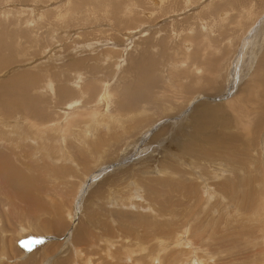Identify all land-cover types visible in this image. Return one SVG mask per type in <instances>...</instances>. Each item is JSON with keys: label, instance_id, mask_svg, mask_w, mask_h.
Instances as JSON below:
<instances>
[{"label": "rangeland", "instance_id": "1", "mask_svg": "<svg viewBox=\"0 0 264 264\" xmlns=\"http://www.w3.org/2000/svg\"><path fill=\"white\" fill-rule=\"evenodd\" d=\"M156 1L0 0V264H264V0Z\"/></svg>", "mask_w": 264, "mask_h": 264}, {"label": "bare ground", "instance_id": "2", "mask_svg": "<svg viewBox=\"0 0 264 264\" xmlns=\"http://www.w3.org/2000/svg\"><path fill=\"white\" fill-rule=\"evenodd\" d=\"M155 2H157V1L155 0ZM158 2H159V1H158ZM158 2H157V3H158ZM158 4H159V3H158ZM223 19H224V18H223ZM224 20H225V19H224ZM209 27H210V26H209ZM207 33H208V31H207ZM88 46H89V45H88ZM86 48H87V47H86ZM205 50H206V49H205ZM247 53H248V52H247ZM253 54H254V53H253ZM251 55H252V54H251ZM249 57H250V56H249ZM217 59H218V58H217ZM134 60H135V59H134ZM213 61H214V60H213ZM146 62L148 63V66H149V64H151V61H150L149 59H147ZM146 62L144 61L145 64H146ZM216 63H217V62H216ZM1 64H2V63H1ZM71 64H72V63H71ZM75 64H76V63H75ZM72 65H73V64H72ZM72 65H71V66H72ZM76 65H77V64H76ZM203 65H205V64L203 63ZM74 66H75V65H74ZM133 66H134V65H133ZM189 66H190V65H189ZM233 66H234V65H233ZM60 67H61V66H60ZM78 67H79V66H78ZM78 67H77V68H78ZM131 67H132V66H131ZM144 67H145V65H144ZM69 68H70V66H69ZM192 68H193V66H192ZM217 68H218V67H217ZM70 69H71V68H70ZM78 69H80V68H78ZM186 69H187V68H186ZM195 69H196V68H195ZM207 69H209V68H207ZM71 70H72V69H71ZM74 70H75V69H74ZM188 70H190V69H188ZM199 70H200V68H199ZM202 70H203V69H202ZM143 71H144V69L141 70L140 72H143ZM203 71H204V70H203ZM214 71H215V70H214ZM214 71H213V72H214ZM217 71H218V70H217ZM189 72H190V71H189ZM192 72H193V71H192ZM194 72H195V71H194ZM29 73H31V72L29 71ZM80 73H81V72H80ZM80 73H79V74H80ZM205 73H206V72H205ZM232 73H233V72H232ZM24 74H26V73L24 72ZM24 74H21L20 76H17V77H21V78H23V80H25V81H23V80L21 81V79H17L16 77H15V78H16V81L14 80V81H15V82H14L15 86H16L20 81H21L22 84H24V85H22L21 87H19V90L17 91V93L20 94L21 97H22V96L27 97V94L29 93V90H28L29 87L32 85L33 81L36 80L35 78L32 79L31 76L29 77L28 74H27V76L24 78V77H23V76H25ZM198 74H199V73H198ZM73 75H74V74H73ZM33 77H34V76H33ZM46 77H47V75H46ZM79 77H80V76H79ZM232 77H233V76H232ZM15 78H14V79H15ZM49 79H50V78H49ZM200 79H201V78H200ZM211 79H212V78H211ZM11 80H12V79H11ZM11 80H10V82L8 83L9 85L7 84L8 86H11V84H13ZM47 80H48V79H47ZM77 80H78V79H77ZM133 81H134V80H133ZM187 81H188V80H187ZM207 82H208V81H207ZM5 84H6V83H5ZM50 84H52V83H49V85H50ZM106 84H107V83H106ZM141 84H142V83H141ZM4 86L6 87V85H4ZM15 86H14V88H15ZM33 86H34V85H33ZM47 86H48V85H47ZM50 86H52V85H50ZM5 87H4V88H5ZM31 87H32V86H31ZM105 87H106V85H105ZM11 88H13V87H11ZM67 88H68V87H67L66 85H61V86L59 85V87H58V93H60V94H64V95H65L66 93L69 92ZM71 88H72V87H71ZM71 88H70V89H71ZM77 88H78V87H77ZM103 88H104V87H103ZM106 88H107V87H106ZM49 89H50V88H49ZM107 89H108V88H107ZM5 90H7V88H6ZM11 90H12V89H11ZM11 90H10V91H11ZM51 90H52V89H51ZM103 90H104V89H103ZM109 90H110V89H109ZM88 91H89V89H88ZM142 91H143V90H138V93H141ZM12 92H13V91H12ZM109 92H110V91H109ZM119 92H120V91H119ZM121 93H122V92H121ZM134 93H135V92H134ZM142 93H143V92H142ZM10 94H11V92H10ZM12 94H14V92H13ZM100 94H101V93H100ZM109 94H110V93H108V92H106V91L104 90V93L101 94V98H100L101 103L107 104V103L109 102V99H110V98L108 97ZM122 95H123V94H122ZM11 96H14V95H11ZM11 96H10V97H11ZM128 96H129V95H128ZM132 96H133V95H132ZM139 96H140V95H139ZM31 97H32V96H31ZM31 97L28 96V100L25 98V99H26V106H25V107H28L29 104H31V105H33V106L35 105V103H36V99H32ZM115 97H116V96H115ZM36 98H37V97H36ZM44 98H45V97H44ZM128 98H129V97H127V99H128ZM133 98H135V97H133ZM137 99H139V98L137 97ZM4 100H6V99H4ZM15 100H17V99H16V98H15V99H12V101H15ZM111 100H112V99H111ZM1 101H2V100H1ZM37 101H38V100H37ZM39 101H40V100H39ZM76 101H77V100H71V101L68 102L67 105H71V103H74V102H76ZM127 101H129V100H127ZM127 101H126V102H127ZM139 101H140V100H139ZM141 101H143V100L141 99ZM145 101H146V100H145ZM10 102H11V101H10ZM90 102H91V101H90ZM90 102H89V103H90ZM133 102H134V101H133ZM0 103H1V102H0ZM4 103H5V101H4ZM18 103H19V102H18ZM22 103H23V101H22ZM37 103H38V102H37ZM141 103H142V102H141ZM1 104H2V103H1ZM8 104H9V103H8ZM8 104H7V105H8ZM10 104H11V103H10ZM110 104H112V103L110 102ZM120 104H121V103H120ZM131 104H132V103H131ZM131 104H130V105H131ZM229 104H230V103H229ZM233 104H234V103H233ZM2 105H3V104H2ZM11 105H13V104H11ZM125 105H126V104H125ZM130 105H128V106H130ZM231 105H232V104H231ZM237 105H238V104H237ZM8 106H9V105H8ZM15 106H16V105H15ZM104 106H105V105H104ZM120 106H121V105H120ZM141 106H142V105H141ZM229 106H230V105H229ZM232 106H233V105H232ZM1 107H2V106H1ZM12 107H13V106H9V108H7V110H8V111H9V110H12ZM102 107H103V105H102ZM108 107H109V106H108ZM10 108H11V109H10ZM31 108H32V107H31ZM36 108H38V107H36ZM142 108H143V107H142ZM3 109H4V107L2 108V110H3ZM5 109H6V107H5ZM5 109H4V111H5ZM13 109H15V107H14ZM98 109H99V108H98ZM35 110H36V109H35ZM37 110H38V109H37ZM99 110H100V109H99ZM109 110H110V107H109ZM125 110H126V109H125ZM203 110H204V111L200 110V113H199V114L197 115V117H196V119L198 118V120H197L198 123H199V120H202V116H207V115H208V116H212V115L215 113L214 108H210V107H209V108H207V109L204 108ZM21 111H22V110H21ZM91 111H92V110H91ZM129 111L131 112V110H129ZM129 111H128V112H129ZM107 112H108V111H107ZM138 112L140 113L141 111H137V113H138ZM145 112H146V110H145ZM195 112H196V111H195ZM40 113H41V112H40ZM40 113H39V114H40ZM65 113H66V112H64V114H65ZM203 113H208V114H205V115H204ZM109 114H110V113H109ZM129 114H130V113H129ZM15 115H18V114H15ZM67 115H68V114H67ZM110 115L112 116V114H110ZM110 115H109V116H110ZM130 115H131V114H130ZM194 115L196 116L195 113H194ZM199 115H200V116H199ZM65 116H66V115H65ZM65 116H64V117H65ZM99 116H100V115H99ZM109 116H108V117H109ZM111 116H110V117H111ZM118 116H120V115H118ZM121 116H122V115H121ZM121 116H120V117H121ZM133 116H134V115H133ZM198 116H199L200 118H199ZM215 116H216V115H215ZM96 117H97V115H96ZM116 117H117V113H116ZM116 117H114V118H115V121L117 120ZM122 118H124V117H122ZM203 118H204V117H203ZM205 118H207V117H205ZM249 118H250V117H249ZM196 119H195V120H196ZM113 120H114V119H113ZM124 120H126V119H124ZM129 120H130V119H129ZM206 120H208V118H207ZM94 121H95V117H94ZM197 121H196V122H197ZM203 121H205V119H204ZM211 121H212V119L210 118V122H211ZM69 122H70V121H69ZM118 122H119V121H118ZM118 122H117V123H118ZM207 122H209V120H208ZM58 123H59V122H58ZM93 123H94V122H93ZM87 124H90V123H87ZM120 124H121V123H120ZM202 124H206V123H203V122H202ZM121 125H122V124H121ZM9 126H11V125H9ZM15 126H16V125H15ZM200 126H201V125H200ZM38 129H39V128H38ZM47 130H48V129H47ZM59 130H60V129H59ZM86 130H87V129H86ZM88 130H89V129H88ZM37 131H38V130H37ZM42 134H43V133H42ZM45 136H46V135H45ZM43 138H44V137H43ZM34 140H35V139H34ZM45 141H46V140H45ZM133 141H134V140H133ZM130 145H131V144H130ZM128 147H129V146H128ZM38 149H39V148H38ZM125 149H126V148H125ZM128 149H129V148H128ZM123 154H125V153H123ZM223 166H224V165H223ZM217 168H219V167H217ZM217 168H215V169H217ZM220 168H221V167H220ZM162 170H163V169H162ZM219 171H221V170H219ZM221 172H223V171H221ZM2 179H4V178H2ZM6 180H7V179H6ZM4 182H5V179H4ZM230 182H231V181H230ZM18 188H19V187H18ZM21 188H22V187H21ZM21 188H19V192H18V193H20V191H21L20 189H21ZM16 191H17V190H16ZM21 192H22V191H21ZM31 192H32V191H31ZM23 193H24V192H23ZM21 194H22V193H20V195H21ZM28 194H29V192H28ZM28 194H27V195H28ZM22 195H23V194H22ZM23 196H24V195H23ZM23 196H22V197H23ZM28 197H30V196L28 195ZM31 199H32V198H31ZM114 200H115V199H114ZM28 202H29V201H28ZM114 202H116V201H114ZM114 202H112V203H114ZM133 205L136 206L137 204H133ZM139 206H140V205H139ZM131 207H132V206H131ZM144 208H145V207H144ZM144 208H143V209H144ZM161 225H162V224H161ZM31 234H32V233H31ZM160 234H161V233H160ZM169 234H170V233H169ZM167 235H168V234H167ZM99 238H100V237H99ZM175 239H176V238H175ZM161 240H162V239H161ZM163 240H164V239H163ZM165 240H166V239H165ZM165 240H164V241H165ZM158 241H160V240H158ZM175 241H176V240H175ZM160 242H161V241H160ZM166 242H168V241H165V243H166ZM180 242H181V241H180ZM183 242H184V241H183ZM168 243H169V242H168ZM186 243H187V242H186ZM186 243H184V244H186ZM158 244H159V243H158ZM180 244H181V243H180ZM180 244H179V245H180ZM182 244H183V243H182ZM184 244H183V246H184ZM160 245H161V244H160ZM160 245H159V247H160ZM141 247H142V246H141ZM141 247L139 248L140 250H142ZM161 247H162V249H164V248H163V245H162ZM164 247H165V246H164ZM156 252H157V253H156ZM156 252H155V253H156L155 256L158 254V250H157ZM166 255H167V254H166ZM168 255H169V254H168ZM127 257H129V256L127 255ZM159 257H160V256H159ZM165 257H166V256H165ZM187 257H188V256H187ZM148 258H150V257H148ZM155 258H156V257H155ZM170 258H171V257H170ZM165 259H166V258H165ZM173 259H174V258H173ZM192 259H193V258H192ZM201 259H202V258H201ZM151 260H152V259H151ZM174 260H176V259H174ZM200 261H201V260H200ZM202 261H203V260H202ZM170 262H171V261H170ZM173 262H174V261H173ZM178 262H179V260H178ZM185 262H186V261H185ZM137 263H138V262H136V264H137ZM148 263H149V262H148ZM150 263H151V262H150ZM181 263H182V262H181ZM181 263H180V264H181ZM189 263H190V262H189ZM86 264H87V263H86ZM171 264H172V263H171ZM202 264H203V263H202ZM261 264H263V263H261Z\"/></svg>", "mask_w": 264, "mask_h": 264}]
</instances>
